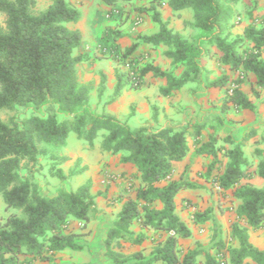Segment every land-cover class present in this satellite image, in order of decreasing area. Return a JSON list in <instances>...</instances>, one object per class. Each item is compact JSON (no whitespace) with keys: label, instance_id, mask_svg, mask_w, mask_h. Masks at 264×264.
Returning a JSON list of instances; mask_svg holds the SVG:
<instances>
[{"label":"trees","instance_id":"obj_1","mask_svg":"<svg viewBox=\"0 0 264 264\" xmlns=\"http://www.w3.org/2000/svg\"><path fill=\"white\" fill-rule=\"evenodd\" d=\"M104 1L111 5L117 0ZM240 1L151 0L149 6L140 7V11L151 15L159 30L149 35L139 34L138 41L123 52L115 42L109 45V50H104L118 63L116 86L109 103L119 97L126 85L140 89L149 73L167 80L161 92L169 95L200 72L195 52L202 48L162 18L158 7L164 4L175 11L191 8L194 21L188 24L209 33L206 43L217 47L223 64L255 75L252 95L259 98L264 89V17H255L250 10L248 15L253 22L243 34L234 36V16ZM36 6L37 0H0V13L5 16L4 25H0V110L45 107L44 115L34 112L10 121L0 117V196L7 210L19 211L8 215L3 222L0 220V264L36 261L52 264L66 250L85 249L80 240L91 234L88 224L99 213L91 179L75 190L62 188L54 195H45L33 177V168H28L42 156L49 160L50 174L61 180L84 173L88 167L82 166V158H77L68 175L61 166L68 159L62 153L72 131L86 139L91 148L101 136L102 151L120 154L122 162L137 167L135 173L122 176L128 190L119 197L121 210L103 239L107 258L114 264H200L201 249L184 253L181 247L180 238L190 237L192 230L177 213L176 201L181 189L195 188L197 184L183 177L171 179L174 163L183 160L190 151V125L133 128L127 120L114 115L86 110L92 88L80 82L76 68L91 58L88 53L75 54L83 36L79 29L68 26L80 21L82 12L67 0H53L41 11H36ZM140 44H150L153 49L164 44L168 47L165 55L172 59L174 69L177 66L183 69L165 70L146 59L144 52L135 54ZM100 77L99 97L104 93L107 75L101 72ZM228 81L229 77L223 75L209 86L225 87ZM243 81L240 74L234 86L227 89L221 107L224 112L230 104L250 110L256 107L241 89ZM56 105L70 114L58 112L54 109ZM156 109L154 106V118ZM202 127L196 128L194 145H199L196 154L207 153L213 157L206 178L215 189L218 185L216 190L223 196L231 194L233 201L240 200L237 218L231 224L230 241L223 239L217 243L215 254L204 252L202 264H264V250L250 241L248 227L242 224L254 230L264 229V187L239 185L242 179L253 175L242 143L226 137L225 141L232 147L218 146V138L213 134L208 142L201 143ZM257 172L264 179V159L259 161ZM211 213V208L197 210L194 223H205L212 217ZM135 222L154 235L135 234L132 230ZM148 239L152 242L150 250L147 247L131 249L142 246ZM234 239L238 246H234Z\"/></svg>","mask_w":264,"mask_h":264},{"label":"crops","instance_id":"obj_2","mask_svg":"<svg viewBox=\"0 0 264 264\" xmlns=\"http://www.w3.org/2000/svg\"><path fill=\"white\" fill-rule=\"evenodd\" d=\"M131 1L136 2L137 0ZM150 1L151 0H142L140 3L149 6ZM257 1H259V5L253 10V15L255 17H264V0ZM241 2L242 0L240 3ZM240 3L236 7H239ZM158 9L162 14V18L168 22L171 28L180 32L189 41H195L198 45L200 44V48H202V45H207L210 49V52L208 51L206 55L204 54L201 60L197 59L201 67L200 72L192 81L187 82L180 89L172 91L169 95H164L161 92L162 88L167 86V80L149 73L144 77L143 85L140 89H134L126 85L122 89L119 97L114 102L109 103L116 86L115 69L118 63L112 58H108V60L104 59L106 64L112 65L113 67H111L112 69L109 72L101 69L98 70L100 73L104 72L107 75L105 90L101 96L104 101L102 102L100 100L102 104L101 110L104 113L114 115L117 118L129 122L130 119L128 118V114H130V110L128 111L127 106L130 107V105H134V114L140 117V121H138V123L136 122L137 126H135V128L141 126L159 128L167 125L175 127L190 125L188 132L190 151L183 160L174 163V172L171 179L180 180L183 177V179L197 184L195 188L181 189L176 196V201L177 213L192 230V235L190 237L180 238L181 247L184 253H186L191 249L198 248V244H200L201 247L199 249H201L203 253L199 256V262L202 264L205 262L204 252L215 254L218 250L216 247L217 245L207 249L215 233L218 234L216 236L218 239H222L227 233L229 239L231 238V224L237 218L236 208L240 204V200L235 199L233 201V196L231 198V194L226 196L224 200H228V204H226L228 209H220L219 202L215 204L210 202L209 198L211 196L209 193L212 192L210 188H213V190L216 189L206 178V174L208 166L213 161V157L207 153L196 154V148L199 146L194 145L196 128L203 125L202 129H200L201 133L199 136L201 143L208 142L212 134L218 138V146L224 145L226 147H232V144L225 141L226 137H230L236 142L242 143L244 153L252 164L250 170L253 175L251 178L242 179L239 185L250 184L257 187H264V179L261 178L257 172L259 161L264 159V89L261 90V96L255 98L252 95V86L255 85L256 81L255 75L251 72L245 73L242 69H230L227 65L222 63L220 59L221 53L218 51L217 47L214 44L211 45L206 43V39L209 36H205L204 31L196 29L188 24L194 21V14H186L184 11L185 9L175 11L167 4L159 6ZM137 15L143 17V22L139 27L132 29L131 26L128 25L131 22L129 21L126 26L124 25V30L121 31L120 35L114 37L112 40L117 44L120 52L125 51L127 47L137 42L139 34L149 35L159 30V25L152 20L149 13L133 10L130 18ZM239 19L240 21L238 22L234 21V26L232 28L234 36L243 34L245 28L253 22L252 19L245 18L244 16ZM81 33L83 36V32ZM145 49L148 51L147 59L165 70L170 69L172 59L165 55V51L168 49L167 46L161 44L153 49L150 44H140L135 54H139ZM99 62L100 59H98V62L95 64ZM240 74H243L244 77L241 89L254 101L256 107L250 110L236 108L233 104H230L229 109L224 112L221 107L226 97L227 89L234 86L233 82ZM223 75L229 77L228 84L225 87L209 86L212 81L219 79ZM100 82L101 77L97 83V93ZM93 93L95 94V91H92L90 96H92ZM154 106L157 108L156 118H154L153 115ZM119 108L121 111L123 110L122 115L119 114ZM64 149L62 154L67 156L68 159L66 162L69 160L72 162L68 168L63 166L66 162L61 165L66 175H68L69 170L74 166L77 158H82V166L86 165L88 167V169L82 173L88 174L87 179L83 182L77 181L78 186L75 189L91 179V190L92 193L96 195L99 212L101 214L106 213V216L111 218L109 221L110 225L107 224L106 231L100 235V240L103 244V239L109 227L117 213L121 210L122 203L119 201V197L122 194H127L128 184L122 176L124 174L130 175L135 173L137 167L133 163L122 162L120 154L113 155L104 151L106 155L102 156L96 165H90L89 162L80 156H75L72 160L71 156L64 152ZM258 151L260 153H258ZM164 184H166V182L162 183V185ZM229 193L232 192L230 191ZM222 196V194H219V197ZM208 208L212 209V217L205 223L196 225L194 223V213L197 210H205ZM100 209H102V211ZM101 217L102 215H100L98 219ZM95 220L88 224L87 229L91 230V234L85 237V239L91 238L87 242L88 245H85V249H90L92 252H94L95 245L93 241L96 236L99 235L97 230L93 232L96 225ZM242 224L248 227L250 241L259 249L264 250V229L254 230L244 222H242ZM132 230L135 234L145 232L151 237L154 235L152 231L144 228L142 229L138 222L132 225ZM151 245V239H148L142 246H133L131 249L135 250L147 247V250H150ZM234 246H238V242L235 239Z\"/></svg>","mask_w":264,"mask_h":264},{"label":"rangeland","instance_id":"obj_3","mask_svg":"<svg viewBox=\"0 0 264 264\" xmlns=\"http://www.w3.org/2000/svg\"><path fill=\"white\" fill-rule=\"evenodd\" d=\"M70 5L77 7L82 12V17L80 21L77 23H68V26L74 29H80L83 32V39L81 46L75 50V54H84L88 53L90 55L91 60L81 62L77 65L76 71L78 79L81 83H85L91 86L92 91H95L92 96H90L89 103L85 106L86 110L97 114H103L104 112L101 110V101L104 100L102 97L99 98L97 93V83L100 79L99 69L104 70L106 72L111 71L112 65L106 64L104 59L108 60L110 58L104 53V50H109V47L114 44L113 38L116 35H120L121 31H123L124 25L130 22L131 28H138L139 25L143 22V17L141 15H137L133 18H130L131 12L139 11L140 7L146 6L144 3H140L142 0H137L136 2H132L131 0H117L114 4H107L104 0H67ZM53 0H37L36 11H41L46 9ZM259 5V1L257 0H242L239 7H236V14L234 16V21H240V17L244 16L245 18H249V11L254 10ZM186 14L193 15V10L191 8H187L184 10ZM5 16L3 13H0V25H4ZM130 19V20H128ZM127 21V22H126ZM113 31V32H111ZM205 36H209V33H205ZM110 45V46H109ZM200 45V44H199ZM210 52V49L206 46L202 45V50L195 52V58L201 60V58L206 55L207 52ZM144 52V56L147 59V49L142 50L141 53ZM100 59L98 64H95ZM103 59V60H102ZM170 69H174V66L171 63ZM183 69L182 66H177L174 69V72H180ZM87 82V83H86ZM94 89V90H93ZM92 97V99H91ZM111 97V96H110ZM101 100V101H100ZM96 102V103H95ZM58 112L62 114H70V112L59 105L54 107ZM128 111L130 110V114L134 111V105L127 106ZM119 114H123V110L119 108ZM37 113L44 115L45 107H41L36 109L32 106L27 107H18L15 110H0V117L5 121H10L11 118L21 119L25 116H28L31 113ZM128 114V118L130 119L128 124L135 128L137 126L139 118L133 112L132 115ZM124 121V119L119 118ZM144 120V119H143ZM102 137L99 136L94 144V147L91 148L88 144L87 140L84 138H80L77 134L72 131L69 133L67 138V144L64 149V152L71 156V159L75 158V156L83 157L90 165H96L99 159L106 154L102 151L101 148ZM103 161V160H102ZM49 160L40 156L38 158V162L34 165L29 164L28 168H33V177L39 184V188L45 195H54L62 188L66 189H75L78 186L77 181H85L87 179L88 174H82L75 178L67 177L64 180L59 179L56 176H53L49 172L48 167ZM72 162L69 160L63 166L68 168ZM101 163V162H100ZM23 173H29L28 170H22ZM122 178V177H121ZM211 189V196L209 198L210 202L213 204L219 202L220 209L227 208L228 200L225 196L219 197L220 192L218 190ZM215 195V196H214ZM102 211V209H100ZM17 212L18 210H7L6 203L2 196H0V220L3 222L5 218L11 213ZM102 215L100 219L98 217ZM110 217L106 216V213L101 214L98 213V216L95 220L96 225L93 229L99 232V235L96 236L93 241L94 252L90 249H84L82 251H71L67 250L63 253L58 254L56 259L52 264H114L111 262L107 256L105 255L103 244L100 240V235L104 233L107 229L106 225H110ZM99 220V221H98ZM109 222V223H108ZM225 239H229L228 233L223 236ZM222 239L216 238V233L214 237L210 240L207 249L217 245ZM89 239H85L84 237L80 240V243L84 245H88L87 242ZM218 239V240H217ZM201 245L198 244V248ZM210 247V248H209ZM34 264H43L40 261H36Z\"/></svg>","mask_w":264,"mask_h":264},{"label":"built area","instance_id":"obj_4","mask_svg":"<svg viewBox=\"0 0 264 264\" xmlns=\"http://www.w3.org/2000/svg\"><path fill=\"white\" fill-rule=\"evenodd\" d=\"M216 186V189H218L219 187H218V185H215ZM222 264H224V263H222Z\"/></svg>","mask_w":264,"mask_h":264}]
</instances>
